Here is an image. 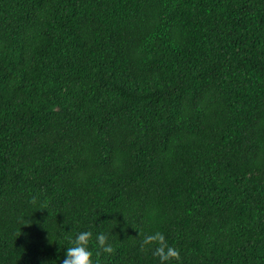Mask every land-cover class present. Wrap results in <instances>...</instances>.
Listing matches in <instances>:
<instances>
[{
	"label": "trees",
	"instance_id": "1",
	"mask_svg": "<svg viewBox=\"0 0 264 264\" xmlns=\"http://www.w3.org/2000/svg\"><path fill=\"white\" fill-rule=\"evenodd\" d=\"M89 229L264 264V0H0V264Z\"/></svg>",
	"mask_w": 264,
	"mask_h": 264
},
{
	"label": "clouds",
	"instance_id": "2",
	"mask_svg": "<svg viewBox=\"0 0 264 264\" xmlns=\"http://www.w3.org/2000/svg\"><path fill=\"white\" fill-rule=\"evenodd\" d=\"M93 235L90 229L79 231L71 238L70 246L64 250L62 259L58 257L56 260L42 261L41 264H57V260L59 264H100L89 247ZM95 242L105 254L114 252V245L109 242V234L103 231L95 233ZM142 245L154 246L152 254L159 258L160 264H171L173 259L179 260L180 258L179 251L167 242L162 231H153L144 235Z\"/></svg>",
	"mask_w": 264,
	"mask_h": 264
}]
</instances>
